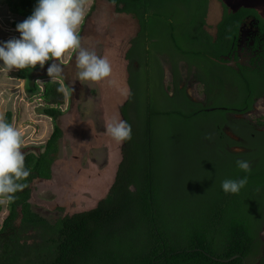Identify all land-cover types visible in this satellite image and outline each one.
Segmentation results:
<instances>
[{"label": "trees", "instance_id": "1", "mask_svg": "<svg viewBox=\"0 0 264 264\" xmlns=\"http://www.w3.org/2000/svg\"><path fill=\"white\" fill-rule=\"evenodd\" d=\"M105 1L116 13L134 18L138 27L126 52L128 94L118 108L121 119L131 125V139L121 142L105 197L94 207L50 222L32 211L28 200L33 180L51 178L61 137L54 124L45 142L24 154L30 174L15 199L6 201L0 264H264V240L259 236L264 225V167L244 172L213 152L210 176L193 192L183 188L181 170L168 171L171 157L162 148L167 135L189 143L195 138L191 113L183 114L178 105L181 42H228L240 19L254 11L243 6L231 11L222 4L212 37L202 28L209 0ZM3 3L21 22L31 14L35 0ZM161 55L170 61L172 97L162 86ZM14 69L18 80L29 76L30 67ZM61 89L52 79L31 81L26 91L38 95L42 114L55 121L64 105ZM3 116L12 122V111ZM244 176L247 184L238 193L221 190L222 180Z\"/></svg>", "mask_w": 264, "mask_h": 264}, {"label": "rangeland", "instance_id": "2", "mask_svg": "<svg viewBox=\"0 0 264 264\" xmlns=\"http://www.w3.org/2000/svg\"><path fill=\"white\" fill-rule=\"evenodd\" d=\"M2 2L0 0V40L19 37L11 24L19 22V18L12 16ZM85 2L87 14L78 29L81 46L105 57L112 71L100 81L78 80L75 51L67 50L58 58L63 70L55 79L61 83L62 89L68 90V94L63 91L62 114L55 121L42 114V101L38 95L29 96L26 91L31 81L52 80L46 69L50 63L56 62L54 59L45 61L43 67L39 63L31 67L25 80L16 79L14 68L9 71L0 69V114L12 111L11 124L21 132L23 154L35 151L43 144L54 124L61 129L51 178L33 180L28 200L31 210L50 222L94 207L107 194L120 159L121 142L115 141L106 132V127L113 120L121 119L118 108L128 94L126 52L131 51L137 22L129 15L116 13L105 0ZM222 4L228 8L246 5L264 13V0H210L205 18L209 30L220 19ZM160 60L162 84L169 88L168 65L165 58L160 57ZM196 137L190 146L185 139L179 141L167 135L162 146L167 158L171 157L168 171L181 170L183 188L193 192L210 176L208 166L213 161L212 153ZM0 204L1 222L6 213V201L0 200ZM261 236L264 238V228Z\"/></svg>", "mask_w": 264, "mask_h": 264}, {"label": "flooded vegetation", "instance_id": "3", "mask_svg": "<svg viewBox=\"0 0 264 264\" xmlns=\"http://www.w3.org/2000/svg\"><path fill=\"white\" fill-rule=\"evenodd\" d=\"M224 5L231 11L241 6L251 8L254 15H244L236 33L220 45L181 42L183 53L177 71L178 89L182 92L178 105L183 114L191 113L194 121L191 134L208 144L211 148L208 152L225 156L230 164L244 159L249 161L250 168H261L264 167V13L246 5L235 8ZM217 23L211 30L206 22L202 28L215 37ZM187 51L188 56L184 53ZM160 57L165 58L169 70V88L163 89L172 97L174 77L170 61L164 55L158 56L159 61ZM261 232L259 236L264 240Z\"/></svg>", "mask_w": 264, "mask_h": 264}, {"label": "clouds", "instance_id": "4", "mask_svg": "<svg viewBox=\"0 0 264 264\" xmlns=\"http://www.w3.org/2000/svg\"><path fill=\"white\" fill-rule=\"evenodd\" d=\"M87 14L85 0H35L30 15L16 23L19 37L0 40V69H24L54 59L46 69L51 79L60 76L63 66L58 62L67 50L76 54L77 78L83 81H100L112 71L109 61L94 51L81 46L79 26ZM68 94L67 89H61ZM106 132L117 142L131 139V125L123 120H113ZM23 138L20 130L0 114V200L13 201L14 193L25 187L22 183L30 174L21 151ZM236 166L248 172L249 161L238 159ZM247 184V176L226 178L221 190L226 194L238 193Z\"/></svg>", "mask_w": 264, "mask_h": 264}, {"label": "water", "instance_id": "5", "mask_svg": "<svg viewBox=\"0 0 264 264\" xmlns=\"http://www.w3.org/2000/svg\"><path fill=\"white\" fill-rule=\"evenodd\" d=\"M236 256H233L231 259H234ZM219 261H223V260H219Z\"/></svg>", "mask_w": 264, "mask_h": 264}]
</instances>
